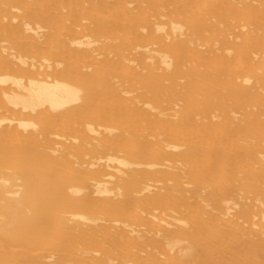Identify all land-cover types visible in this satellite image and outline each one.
I'll list each match as a JSON object with an SVG mask.
<instances>
[{
  "label": "bare ground",
  "instance_id": "bare-ground-1",
  "mask_svg": "<svg viewBox=\"0 0 264 264\" xmlns=\"http://www.w3.org/2000/svg\"><path fill=\"white\" fill-rule=\"evenodd\" d=\"M0 264H264V0H0Z\"/></svg>",
  "mask_w": 264,
  "mask_h": 264
}]
</instances>
